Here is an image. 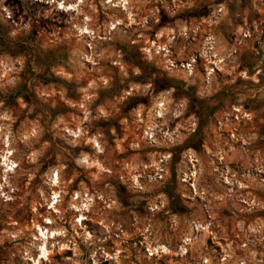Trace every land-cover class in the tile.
Segmentation results:
<instances>
[{"label":"rangeland","instance_id":"374dc122","mask_svg":"<svg viewBox=\"0 0 264 264\" xmlns=\"http://www.w3.org/2000/svg\"><path fill=\"white\" fill-rule=\"evenodd\" d=\"M0 264H264V0H0Z\"/></svg>","mask_w":264,"mask_h":264},{"label":"trees","instance_id":"16d2710c","mask_svg":"<svg viewBox=\"0 0 264 264\" xmlns=\"http://www.w3.org/2000/svg\"><path fill=\"white\" fill-rule=\"evenodd\" d=\"M138 64H140V63H138Z\"/></svg>","mask_w":264,"mask_h":264},{"label":"bare ground","instance_id":"6f19581e","mask_svg":"<svg viewBox=\"0 0 264 264\" xmlns=\"http://www.w3.org/2000/svg\"><path fill=\"white\" fill-rule=\"evenodd\" d=\"M58 178V177H57Z\"/></svg>","mask_w":264,"mask_h":264}]
</instances>
